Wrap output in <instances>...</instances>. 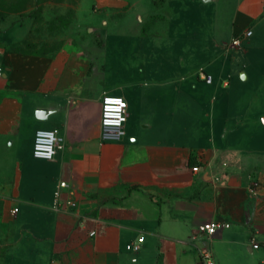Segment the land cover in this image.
<instances>
[{
	"label": "crops",
	"instance_id": "crops-1",
	"mask_svg": "<svg viewBox=\"0 0 264 264\" xmlns=\"http://www.w3.org/2000/svg\"><path fill=\"white\" fill-rule=\"evenodd\" d=\"M211 1L91 0L88 32L51 53L0 28L3 264H201L207 221L231 224L210 241L216 264H264V0H227L224 19ZM105 94L128 103L117 141L101 138ZM39 129L57 131L52 160L34 155Z\"/></svg>",
	"mask_w": 264,
	"mask_h": 264
},
{
	"label": "rangeland",
	"instance_id": "rangeland-1",
	"mask_svg": "<svg viewBox=\"0 0 264 264\" xmlns=\"http://www.w3.org/2000/svg\"><path fill=\"white\" fill-rule=\"evenodd\" d=\"M189 1V0H188ZM227 0H214L210 3L215 5L217 9L218 19L225 16L223 8L226 6ZM237 0H232L234 5ZM228 3V2H227ZM230 3V2H229ZM91 0H0V28L15 27L19 36L18 41L14 44L15 49L33 53H51L71 43V38L76 33H87V25L95 16ZM229 5V4H228ZM167 26L170 20H165ZM173 28L175 25H172ZM229 28L219 36V45L225 47L231 52L234 59H238V76L241 72L247 74V70L251 67L250 62L245 59L246 44L243 39L241 48L232 46L233 36L230 37ZM103 37L106 35L102 33ZM243 36V35H242ZM202 34L201 39L196 41L200 60L204 61L206 51L215 49L213 39L204 40ZM167 43H164L166 46ZM171 49V42H168ZM187 44H173L176 46ZM153 49L156 47L153 46ZM182 63V60L180 61ZM248 82V80H243ZM0 203V264H3V258L7 247L14 240V230L10 222H6L1 217Z\"/></svg>",
	"mask_w": 264,
	"mask_h": 264
},
{
	"label": "built area",
	"instance_id": "built-area-1",
	"mask_svg": "<svg viewBox=\"0 0 264 264\" xmlns=\"http://www.w3.org/2000/svg\"><path fill=\"white\" fill-rule=\"evenodd\" d=\"M245 34L250 35L251 31L248 30ZM234 45L239 44V38L235 39ZM200 77L202 80L210 81V76L201 72ZM128 114V103L121 95L105 94L102 100L101 111V138L103 141H117L122 138L125 132V124ZM59 137L55 129H39L35 134L34 141V155L37 158L52 160L56 153V146ZM200 168L194 166L193 170L198 171ZM61 186H66V182H61ZM76 200L69 198L64 205H59L58 209L62 211H70L77 207ZM231 226L229 222L207 221L200 224L196 229V235L202 236L207 240V244L201 248L202 262L201 264H216L214 252L210 246V241L220 232L228 229ZM96 231L93 230L91 235H95ZM143 237L139 242H133L128 246L129 250L138 251L141 247ZM264 247V243L253 242L252 247ZM136 261V258H133Z\"/></svg>",
	"mask_w": 264,
	"mask_h": 264
},
{
	"label": "water",
	"instance_id": "water-1",
	"mask_svg": "<svg viewBox=\"0 0 264 264\" xmlns=\"http://www.w3.org/2000/svg\"><path fill=\"white\" fill-rule=\"evenodd\" d=\"M241 77H242L243 79H245V78H246V75L242 72Z\"/></svg>",
	"mask_w": 264,
	"mask_h": 264
}]
</instances>
